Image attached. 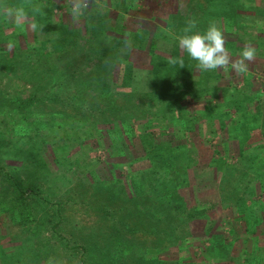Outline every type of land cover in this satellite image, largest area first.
I'll return each instance as SVG.
<instances>
[{
    "label": "rangeland",
    "instance_id": "rangeland-1",
    "mask_svg": "<svg viewBox=\"0 0 264 264\" xmlns=\"http://www.w3.org/2000/svg\"><path fill=\"white\" fill-rule=\"evenodd\" d=\"M113 2L114 0H54L58 8L54 9L53 20L64 22L72 29H80L83 50L85 54L89 55L87 58H92L91 56H97L100 53L98 51L91 54L94 50L96 51L99 39L88 31V20H85V16L82 14L84 9L96 10V14L106 21L110 30L107 28L105 33L109 35L108 41L111 39L108 44L110 45L117 41L116 38L118 40L129 38L128 36L132 32H147L148 35L151 34L150 37L160 33L169 35L171 33L165 28L164 22L166 13L179 11L187 14L189 8V0H165L158 6L154 3L145 5L142 2L123 14L121 8L117 5L115 7ZM77 4L81 5V9L74 14L73 9ZM23 24L24 27H22ZM1 25L3 28L2 23ZM32 25L33 19L25 18L17 27L6 28L5 32L12 33L14 37L19 35L17 39L21 48H25L30 42L46 40L52 35L40 31L38 40H36L37 34H35ZM261 27L264 29L263 26L252 29V34L260 32ZM228 32H223L228 38L235 39L240 36ZM20 33L24 35H20ZM158 38L159 43L157 41L151 43L149 39L144 51L132 52L135 62L140 65L136 68L143 69V67L149 66V54L151 55V53L148 45L150 43L151 46H154L153 43H157V53L163 56L168 54L170 44L166 42V39H162V41L159 36ZM3 46L11 52L14 49L9 44H3ZM110 46L111 55L114 56L116 53L113 52H116V49L112 45ZM83 54V52L80 54L71 53L61 59L54 55L53 59L56 64L62 63L66 59L78 62L83 60ZM229 57V64L219 68L223 73L239 85H242V81H240V78L243 77L242 73L251 74L254 89L264 91V58L255 56L253 60L245 61L246 70L240 72L232 67V64L240 61V54L236 56L229 54ZM227 66L231 68L230 71H225ZM108 68L109 64L105 66V70ZM112 69L114 75L116 72V78L120 77V72L117 69L115 71L114 67ZM99 70L101 69L94 62L89 61L79 71L89 74L99 72ZM199 72L197 70L195 74L198 75ZM144 74L145 71L139 73L136 82L130 89L119 88L117 90L142 91L146 84ZM18 75L21 77V74L18 73ZM20 77H13L11 72L0 69V105L4 100L12 101L16 96L26 100L31 96L33 93L30 89L31 85H26V77ZM220 83L224 85V82ZM70 88L63 91L64 95L62 96L65 101L76 106L89 104L81 102L80 99L84 97V92H81V89L75 86ZM76 90H80L81 93L74 94L73 92ZM86 94L88 96L89 92ZM116 97H120V106L130 101L137 103L141 101V97H135V100H132L131 97L127 100L122 95ZM92 101H95L98 108L108 109L107 104L94 99ZM216 101L214 100V102ZM201 103L204 101L196 103L189 100L183 103V106L187 107V111L192 114L199 110L202 106ZM61 104H57L56 109L68 112L69 116H67V122L65 120L58 122L60 128L57 131L65 134V141L68 139L72 141V138L75 140L77 135L74 136L73 133L78 131L76 127H79L78 124L83 113L80 110L76 113L72 106L66 104H64V109H59L63 106ZM140 107H142L141 109L145 108L144 105H140ZM221 109L224 111L225 108L221 107ZM150 110L149 115L139 114L134 120H128L131 123L126 124L124 130L131 125L134 126L136 132L132 135L129 133V135H122V139L118 142L112 140L110 132L108 134L109 126L112 127L115 123L113 122L111 125L100 124L102 133L93 132L92 129L87 133L82 132L79 138L85 139V147L75 145L72 141L70 147L60 146V153L57 156L52 154L51 145L46 143L45 147L48 149L43 152H45L47 166L49 169L56 170L58 164L55 163V157H57L60 161V166H58L61 167V171L55 173L50 170L51 175H48L45 180L39 178L37 180L39 189H41L39 191H46L50 200L62 203V217L65 221L61 225L62 229L59 227L58 231L70 241V248L73 249L74 245H78L80 248L84 236L92 235V233L97 235V239H93L92 242L95 246L109 242L112 234L111 227L114 226L115 230L117 229L114 221H111L118 218L125 220V217L132 211V206L137 202L135 199L141 198L136 197L135 179L140 184L146 185L148 190L154 188L149 198L159 212L160 205H164L163 203L169 200L168 196V198L162 197L164 195L163 187L158 180L152 183L149 181L153 176L152 164L146 158V151L140 139V135H146L149 140L152 139L153 145L169 142L173 147H180L177 151L182 159L178 170L182 174L178 175L179 177L175 175V179L179 181L184 176V179L188 178L189 182L180 186H175L176 184L172 182L175 184L173 187L178 189L183 203L179 207H164L163 213L165 214L158 215L159 218H156L155 225L144 222L145 225L137 226L138 230L134 234H127L124 228L128 240L116 244L119 249L125 251L124 257L120 255L118 258L116 253L112 254L114 264H138V261H148V259L154 264H264V189L260 187V182L255 180L256 182L250 183V186L254 187V191L257 192L256 196L242 195L243 191H241L250 178L258 173V168H260L261 177L264 180V136L261 129H254L250 132L252 137L247 140L242 150L240 140L236 139L233 133L230 135L227 132L228 122L223 129L217 122L213 123L210 119H204L201 123H196L197 125L190 123L187 128L188 116L180 118L177 113L171 111L164 117L162 115L156 117L155 108ZM8 112L3 106L0 107V146L3 145V149H9L15 138H18L16 133L8 132L11 131L8 129L11 126L7 128L4 124L3 118ZM154 115L155 117H153ZM56 118L59 116L56 115ZM8 120L11 123L13 118L9 116ZM131 136L133 137L130 139ZM46 141L50 142L49 139ZM59 141L65 143L63 139ZM4 145L6 146L4 147ZM47 153L49 154L47 155ZM0 159L3 161L2 164L7 167V171L15 172L16 167L22 166V161L17 159H2L1 155ZM214 159H217L216 163ZM244 173L247 175L244 176ZM151 174L152 176H150ZM25 176L26 174H23L21 177L24 179ZM1 181L2 179L0 184ZM106 189H109L116 197L110 202L106 197ZM12 192L13 188L10 186L6 191V196L12 197ZM238 198L244 205L253 202V210L249 208L252 206H245L241 212L238 206L233 205L234 200ZM143 199L138 202L144 203ZM172 204L174 205V203ZM246 207L250 209L248 214L244 212ZM13 215L9 210L0 214V244L8 254H13L16 248L24 243V239L29 237V232H24L21 226L13 221ZM37 218L40 217L37 216ZM127 222L131 227L134 226L131 220H127ZM117 223H119L120 230L122 228L121 221H117ZM36 224L40 239L51 237L50 224L46 225L47 223L44 222L42 225V222L37 223V221ZM115 235L117 238L116 233L113 234V237ZM15 236L18 237L14 240ZM60 240V236L49 240V244L57 249L59 255V257L54 256V262L85 264L81 253L73 252L69 256L71 252L63 249ZM104 249L102 246L97 247L98 252H95L97 254L95 259L109 262V259L103 254ZM77 252L79 251L77 250ZM43 263L45 264V261Z\"/></svg>",
    "mask_w": 264,
    "mask_h": 264
},
{
    "label": "trees",
    "instance_id": "trees-1",
    "mask_svg": "<svg viewBox=\"0 0 264 264\" xmlns=\"http://www.w3.org/2000/svg\"><path fill=\"white\" fill-rule=\"evenodd\" d=\"M162 1L165 0H114L113 3L115 7L121 8L124 14L129 9L135 8L136 4L143 2L145 5L154 3L158 6ZM188 7L187 14L179 11L166 13L164 22L165 28L171 33L169 35L160 33L159 35L153 34L150 37L151 34L148 35L147 32H132L128 36L129 38L126 37L122 40L116 38L117 41L110 44L116 49V52H113L116 53L114 56L111 55V46L108 45L111 39L108 41L107 37L109 35L105 33L109 28L108 24L96 14V10L84 9L82 14L85 16L84 19L88 20V31L99 39L96 51L94 50L91 54L100 52L97 56L87 58L89 55L85 54L80 41V29H72L64 22L53 20V16H55L54 9L58 8L54 0H0V69L11 72L13 77H20L18 73L21 74V77H26V85L30 84V89L33 92L30 97H27V100L16 96L12 101L4 100L0 105V107L3 106L5 110L9 111L3 118L5 126L7 128L11 126L8 128L11 131L8 132L16 133L18 136L9 149H3V145L0 146L1 158L22 161V166L16 167L14 172L13 170L7 171V167L2 164L3 161L0 159V180L2 179L0 184V214L7 210L11 211L14 214L13 221L20 225L24 232H29V237L24 239V243L19 245L13 254L4 251V247L0 244V264H44V261L45 264H58L59 262L53 261L54 256L59 257L57 249L49 244V240L53 237L56 238V236H60V244L63 249L71 252L69 256L73 252L81 253V258L85 264H114L112 254L116 253L119 258L120 255L124 257L125 252L123 249H119L116 244L128 240V233L134 234L138 230L137 226L145 225L144 222L155 225L156 218H159L158 215L165 214L163 213L164 207H179L183 203L181 196L178 194V189L173 187L175 184V186H180L189 182L188 178L184 179V176L182 180L177 181L175 179V175L179 177L182 174L178 170L182 159L177 151L180 147H173L169 142L153 145L152 139L149 140L146 135H140L146 151V158L152 164L153 176L150 175L152 177L149 181L152 183L158 180L163 187L162 192L164 195L162 197L168 196L169 200L165 201L164 205H160L159 212L149 198L154 188L148 190L146 185L140 184L135 179L136 197L141 198L135 199L137 202L132 206V211L125 217V220L113 218L114 220L111 222L114 221L117 229L115 230L114 226L111 227L112 234L109 242L95 246L92 242L93 239H97V235L92 233V235L84 236L80 248L78 245H74L71 249L70 241L58 231V228L65 221L62 217V203H55L47 197L49 195L46 191H39L41 190L37 181L39 178L45 180L48 175H51V171L55 173L61 171L60 161L57 157H55V163L59 166L56 164V170L49 169L47 166L44 157L45 152H43L48 149L45 147L46 143L51 145L52 154L57 156L60 153L59 147H70L72 141L75 145L85 147V139L79 138L82 132L87 133L92 129L93 132L102 133V129L99 127L100 124L107 123L111 125L113 122L115 123L112 127L109 126L108 134L110 132L112 140L118 142L122 139V135L128 133L132 135L136 132L134 126L131 125L124 130L125 125L131 123L129 121L137 118L139 114L149 115L148 113L153 107L156 110V117L160 115L164 117L171 111L177 113L180 118L188 116L186 122H189V124L187 128L190 123H201L204 119H210L213 123L217 122L223 129L228 122L227 132L230 135L233 133L234 137L240 140L242 150L247 140L252 137L250 134L252 130L261 129L264 136V91L254 89L252 75L242 73L243 77L240 78L242 85H239L234 83L231 77L223 73L221 69L201 71L198 63L188 57L184 50L179 47L177 39L184 34L183 30L187 27L189 20L195 19L197 26L194 31L201 32L206 30L210 23L216 22L222 32L229 31L228 33L240 35L239 38L231 39L223 33L225 48L230 55H239L245 48L251 47L256 50V56L264 58V29L261 27L260 32L255 34H252L251 31L258 26L264 27V0H189ZM6 8L24 9L27 14L26 18H32L33 24L36 25V28L33 29L37 34L35 36L36 40H38V32L40 31L52 35H49L50 37L46 40L36 41L35 43L30 42L25 48H21L17 39L19 35L14 37L12 33L5 32L6 28L14 29L19 25L14 19H8L4 15ZM22 27H24V24ZM22 34L20 33V35ZM158 36L161 40L166 39V42L170 44L166 56L156 52L157 43H153L154 46H151L152 42L159 41ZM245 36L249 38H243ZM149 39L151 40L150 45H148L151 53V55L149 54L150 64L148 67L138 69L136 67L140 65L135 62L132 52L144 51L146 42ZM8 41L10 42L7 43ZM3 44L14 47L13 51L6 49ZM76 52L79 54L84 53L83 60L75 62L66 59L62 63H54V55L61 59ZM181 58L184 60L183 67L178 62ZM89 61L94 62L101 70L89 74L79 71ZM107 64H109V68L105 70ZM113 67L115 71L117 69L120 72V77L116 78V72L115 75L113 74L114 71H111ZM230 69L227 66L225 71H230ZM197 70L200 71L198 75L195 74ZM142 71H145V89L142 91L133 89L129 92L117 90L119 88L130 89ZM221 81L224 82V85H221ZM213 84L215 85L213 86ZM71 86H75L81 89V92H84V97L80 100L83 104L89 103V106H76L65 101L62 96L64 95L63 91L71 89ZM81 92L76 90L73 93L78 94ZM86 92H89L88 96ZM121 95L127 100L130 97L132 100L135 97H141V101L138 103L130 101L126 103L128 105L123 104L120 106V97L117 98L116 96ZM93 99L107 104L108 109L98 108L95 101H92ZM189 100L196 103L204 101V103H201L202 106L196 113L191 114L187 111V107L183 106V103ZM214 100L217 101L214 102ZM59 103L63 105L60 108L58 107L59 109H64V104H66L72 106L76 113L79 110L83 113L78 124L79 127H76L78 131L73 133L74 136L77 135L75 139L77 142L72 137V141L70 139L65 141V134L57 131L60 128L58 122L64 120L67 122L66 119L69 116L68 112L56 109ZM140 105H144L145 108L141 109ZM221 107L225 108L224 111ZM56 115L59 118H56ZM9 116L13 118L11 123L8 120ZM16 126L17 130L15 129ZM47 139L50 140L49 143L46 141ZM62 139L65 143L59 141ZM214 161L216 163L217 159H214ZM257 172L245 184V187L241 188L242 195L256 196L257 192L254 191L252 185L250 186V183L256 181H259L260 187L264 189V180L261 177L260 168ZM23 174H26L24 179L21 177ZM246 175L247 173H244V176ZM10 186L13 188L12 197H7L6 191ZM106 190L108 202L116 198L109 189ZM141 199L145 202L139 203L138 201ZM234 202L233 205L238 206L241 212H243L245 206H252L249 208L253 210V202L244 205L239 198L235 199ZM249 208L246 207L244 212L248 214L250 212ZM37 216L40 218H37ZM127 220H131L134 226L131 227ZM36 221L37 223L42 222V225L44 222L47 223L46 225H51V237L40 239ZM117 221H121L122 228L120 230ZM115 233L118 236L117 238L116 235L113 237ZM17 237L15 236L13 239L15 240ZM99 246L105 248L103 254L109 259V262L95 259V256L97 257L95 252H98L96 249ZM142 262L138 261V264H154L150 259Z\"/></svg>",
    "mask_w": 264,
    "mask_h": 264
},
{
    "label": "clouds",
    "instance_id": "clouds-1",
    "mask_svg": "<svg viewBox=\"0 0 264 264\" xmlns=\"http://www.w3.org/2000/svg\"><path fill=\"white\" fill-rule=\"evenodd\" d=\"M86 6V5H85ZM81 5L77 4L73 13L80 11ZM4 15L8 19H14L17 24L23 21L27 14L23 8H6ZM197 21L195 19L189 20L187 27H185L184 34L179 36L178 45L192 60L198 63L201 71H214L225 67L230 62L229 54L225 48L224 36L218 23L212 22L203 32L195 30ZM36 28V25H32ZM241 59L238 63L232 64V67L240 72L245 71V61H251L256 56L254 48H245L240 54ZM177 62V61H174ZM183 67L184 60H178Z\"/></svg>",
    "mask_w": 264,
    "mask_h": 264
}]
</instances>
